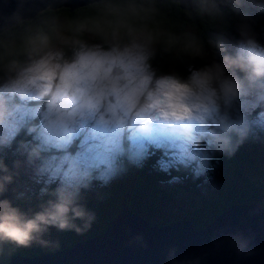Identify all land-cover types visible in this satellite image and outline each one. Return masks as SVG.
<instances>
[{
  "label": "clouds",
  "instance_id": "1",
  "mask_svg": "<svg viewBox=\"0 0 264 264\" xmlns=\"http://www.w3.org/2000/svg\"><path fill=\"white\" fill-rule=\"evenodd\" d=\"M24 2L0 26V150L23 132L17 150L56 186L31 214L0 199V244L48 247L50 227L89 230L81 191L94 172L107 182L121 171V156L139 165L155 149L203 171L247 139L245 114L264 105V18L248 9L264 12V0H49L31 16ZM12 181L0 159V195ZM229 243L253 254L240 236Z\"/></svg>",
  "mask_w": 264,
  "mask_h": 264
},
{
  "label": "trees",
  "instance_id": "2",
  "mask_svg": "<svg viewBox=\"0 0 264 264\" xmlns=\"http://www.w3.org/2000/svg\"><path fill=\"white\" fill-rule=\"evenodd\" d=\"M79 8L81 7L76 9ZM248 10L254 16L264 18V12L254 8ZM195 23L202 35L207 36L212 33L213 30L207 20H197ZM157 60L160 61L162 58L158 57ZM177 67L182 73H187L186 64H178ZM30 139L21 132L9 150L12 153L18 151L19 142ZM246 140L263 142L264 144V133L261 129L254 131L253 127H250ZM245 141L231 157L219 154L213 155L209 161V166L197 174L193 173V170L198 169V160H192L188 165H184L171 158L172 162L168 163V155L160 150L150 149L139 165L130 163L126 155L119 157L117 166L122 170L116 174V181L113 185L104 186L101 190L96 191L95 196L82 193L84 195L82 198H88L84 206L94 212L96 217L89 230L82 235L71 230H57L56 236L47 239L52 242L48 247L40 245L16 247L10 243L0 244V264L6 263L12 255L32 256L68 248L77 241L88 239L103 232L111 219L124 207L133 213L139 214L151 224H168L184 219L189 221L194 228L199 229L209 223L213 215L220 213L229 204L264 203V170L257 167L255 156L252 159L250 151L245 149ZM251 145L256 148L254 143H251ZM260 146L264 148V145ZM158 158L162 160L156 162ZM2 159L9 169L8 156H4ZM159 163H166V165L162 167ZM242 167L248 168L245 172L250 170L262 183L258 187L254 186L253 182L241 173L240 169ZM209 173H214L216 177H219L220 184L204 196L200 191V187L205 188L204 184L207 183L205 176ZM174 178L177 180H174L171 187L159 186L160 182H168ZM0 196L3 197V194ZM48 198L46 196L44 201ZM179 199L183 201L178 202H183L184 205L179 213L165 216L160 212H156L159 203H173ZM151 210L156 213L149 215L148 212ZM75 222L78 225L82 223L79 220Z\"/></svg>",
  "mask_w": 264,
  "mask_h": 264
},
{
  "label": "water",
  "instance_id": "3",
  "mask_svg": "<svg viewBox=\"0 0 264 264\" xmlns=\"http://www.w3.org/2000/svg\"><path fill=\"white\" fill-rule=\"evenodd\" d=\"M48 2L25 0L24 14L34 15ZM55 2L73 10L90 0ZM17 4L18 0H0V26ZM234 236L246 240L253 254L238 255L229 243ZM170 258H199V264H264V203L229 204L199 229L184 219L151 224L124 207L101 233L68 248L12 255L4 264H170Z\"/></svg>",
  "mask_w": 264,
  "mask_h": 264
},
{
  "label": "rangeland",
  "instance_id": "4",
  "mask_svg": "<svg viewBox=\"0 0 264 264\" xmlns=\"http://www.w3.org/2000/svg\"><path fill=\"white\" fill-rule=\"evenodd\" d=\"M264 22V21H262ZM234 35V34H233ZM246 119L250 127H253V130L261 129L264 133V105L256 106L249 110L248 113L245 114ZM254 143L256 148L251 145ZM260 145H264L263 142H250L249 140L245 141V149L250 151L251 158L254 159V156L257 160V167L261 170H264V148H261ZM204 145H202L203 147ZM74 150V149H73ZM4 156H8L10 161L9 171L13 173V181L11 184L7 185V191L3 193V197L0 196V199H8L12 202L13 206L19 207L21 211L28 212H35L39 210V205L44 202V198L46 196H41L40 192L41 189L44 187H48L52 189L56 186L55 182L46 183L49 180L47 176L40 175L35 171L34 166L28 165L26 163V158L24 155L21 154L20 151L11 152L9 148H5L0 150V159ZM171 156L168 155V163H171ZM20 161V167L15 168L13 166L14 161ZM147 161L149 159H146ZM162 160L158 158L156 162ZM189 163V162H188ZM188 163L184 165H188ZM162 167L166 165V163H159ZM248 168L242 167L241 173H243L247 179L253 182V185L258 187L262 181L258 179L250 170L245 172ZM199 171L197 168L193 170V173L197 174ZM203 175V174H201ZM99 173L94 172L93 178L90 183V187L86 190L81 191V200L80 203L83 205L87 202L88 198H82V193L90 194L95 196L96 191L101 190L104 186L113 185L116 181V175L105 182L102 179L98 178ZM206 182L204 187H200L201 193L206 196L207 193L213 191L220 183L219 177H216L214 173H209L206 175ZM174 180L168 182H160V187H171L174 184ZM98 200V199H97ZM183 201L182 199L176 200L172 202H161L159 206L156 208V212H160L161 214L168 216L169 214L179 213V211L183 208ZM155 211L151 210L148 212L149 215H154ZM57 235V229L54 227H50L48 232L44 234L43 239H51L52 236ZM39 246V244L33 243L31 247Z\"/></svg>",
  "mask_w": 264,
  "mask_h": 264
}]
</instances>
